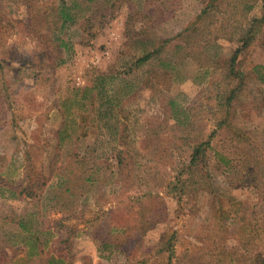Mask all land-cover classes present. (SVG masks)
Here are the masks:
<instances>
[{
  "label": "rangeland",
  "instance_id": "1",
  "mask_svg": "<svg viewBox=\"0 0 264 264\" xmlns=\"http://www.w3.org/2000/svg\"><path fill=\"white\" fill-rule=\"evenodd\" d=\"M263 247L264 0H0V264Z\"/></svg>",
  "mask_w": 264,
  "mask_h": 264
},
{
  "label": "trees",
  "instance_id": "2",
  "mask_svg": "<svg viewBox=\"0 0 264 264\" xmlns=\"http://www.w3.org/2000/svg\"><path fill=\"white\" fill-rule=\"evenodd\" d=\"M61 15H62V17L64 18V14L61 12ZM260 18H262V16L260 17ZM259 18V19H260ZM255 19H258V18H255ZM246 42L248 43V40H243V44H246ZM239 49H237L236 51H238ZM150 56H151V53L150 52H147L146 54H144L142 57H140L139 59H138V61H144V60H146V59H148V58H150ZM233 61H234V58H233ZM200 148H201V144H199V145H197V146H194V149H193V151H192V153H191V158H190V165L192 166L193 164H195V160H196V158H197V156H198V151L200 150ZM238 206H242V204L241 203H238L237 204ZM135 215H136V218H138V220L140 221H143V220H145L144 222H146V216H147V214H145L144 212H142V211H137L136 213H135ZM157 220V219H156ZM157 221H159V220H157ZM22 225V224H21ZM129 235H131V233L129 232ZM177 239V238H176ZM169 244H171V243H169ZM34 245V244H33ZM32 248V247H31ZM172 252V251H171ZM50 264H60L61 263V260L60 259H54V257H52L51 259H50V262H49ZM254 263L255 264H264V247H263V249L262 250H260V251H258L257 253H255V255H254Z\"/></svg>",
  "mask_w": 264,
  "mask_h": 264
}]
</instances>
